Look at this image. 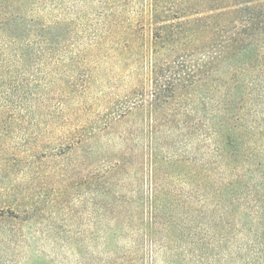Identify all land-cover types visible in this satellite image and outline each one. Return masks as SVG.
<instances>
[{
  "label": "rangeland",
  "instance_id": "374dc122",
  "mask_svg": "<svg viewBox=\"0 0 264 264\" xmlns=\"http://www.w3.org/2000/svg\"><path fill=\"white\" fill-rule=\"evenodd\" d=\"M218 4L0 0L27 46L0 56V264H264V100L207 68Z\"/></svg>",
  "mask_w": 264,
  "mask_h": 264
},
{
  "label": "trees",
  "instance_id": "16d2710c",
  "mask_svg": "<svg viewBox=\"0 0 264 264\" xmlns=\"http://www.w3.org/2000/svg\"><path fill=\"white\" fill-rule=\"evenodd\" d=\"M228 1V2H227ZM220 3L231 4L230 6H215L212 10V30L208 52L211 62L207 68L215 74L224 72L237 87L240 98L248 97L250 102L264 100V0H220ZM228 9V10H226ZM224 10V11H223ZM222 11V12H221ZM236 18L222 22L224 17ZM21 26L17 23L7 25L0 24V56H17L27 48L20 43L19 33ZM183 64V63H181ZM198 71V70H197ZM162 70L156 69L154 74V98L162 96L166 85L161 84ZM220 83L219 78L211 75V81ZM227 82V79L221 80ZM213 82V83H214ZM215 89H222L218 84ZM225 87V86H224ZM230 86L225 87V89ZM233 95V94H231ZM240 129V131H238ZM251 131L249 126L233 127L237 145L245 147L246 132ZM264 146V134H263ZM253 156V154H250Z\"/></svg>",
  "mask_w": 264,
  "mask_h": 264
}]
</instances>
